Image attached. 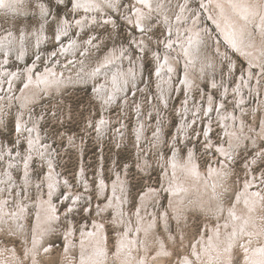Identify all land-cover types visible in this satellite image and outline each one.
Returning a JSON list of instances; mask_svg holds the SVG:
<instances>
[{
	"label": "rangeland",
	"instance_id": "obj_1",
	"mask_svg": "<svg viewBox=\"0 0 264 264\" xmlns=\"http://www.w3.org/2000/svg\"><path fill=\"white\" fill-rule=\"evenodd\" d=\"M188 1L187 17L181 19L180 23L185 28L200 17L197 26L204 32L202 53L209 56L214 52L210 56L214 64H209L203 76L197 78V82L189 88L183 84L184 67L179 63L176 71L173 70L176 72L173 85L169 87L161 83L162 80L157 75L158 66L154 53L165 55L169 40L181 39L182 35L176 27V14ZM134 2L136 0H118V7H108L102 15L98 14L99 23L86 19L81 25L75 22L79 19V13L74 0L71 3L69 0H25V3H20L18 11L11 10L13 7L4 10L0 8V36L5 38L8 34L10 37L9 53L3 50L7 46H0L1 69L7 68L10 73L20 71L23 74L27 67L36 63L38 65L33 70L36 76L39 71L45 72L47 67H56L74 77L72 84H62L59 91L47 92L43 89L35 102L24 107L25 100L19 94H23L32 79L26 73L24 78L18 76L16 80L13 75L9 76V72L1 75L5 82L0 90V108L3 109H0V199L5 194L8 198L11 197L9 205L12 208L30 202L28 208L31 209L27 217L29 225L33 224L32 204L36 203L40 195L49 198L47 177L55 175L56 179L52 200L58 205L57 213L62 217L45 239L47 246L53 248V255L50 259L41 257L43 264H62L61 251L66 250L63 232L70 229L71 222L77 232L75 238L79 239L83 228L89 227L88 230H91L94 222L101 220L100 214L102 220L107 222V253L111 264H115L117 235L119 228L125 227L123 224L118 226L113 223L116 217L114 209L109 207L105 212L102 211L109 199H106V195L102 196L103 187L100 183L105 180L112 184L120 176L125 179V193L122 191L126 201L125 207L122 206L129 223L130 219L134 220V224L138 222L141 197L149 187L162 191L159 198L145 199V202L149 213H156L161 217L155 229L156 238L161 235L167 239L166 243L170 248L173 245L176 258L163 264H176L177 257L192 252L195 241L204 233L207 224L216 222V215L215 210L207 212L204 208L193 207L188 208L186 216H182L184 220H177L176 214L169 211L170 223L165 226L162 222L165 211L171 210V196L167 194V186L164 188V184L174 156L180 160L191 157L197 160V165L202 169L209 170L212 165L227 167L228 173L220 193L226 204L232 202L233 206L238 192L243 191L245 183L253 179H256L253 187H259L258 191L264 194V139L259 142L245 139L233 148L229 158L221 148L215 147L225 143L229 147L230 143L226 142L225 125L218 119L219 114L230 115L234 109L239 116L242 108L246 122L261 129L264 113L259 108L264 103V70L255 67L256 74L249 76L251 73L247 69L250 62L220 33L218 26L208 16L207 9L200 7V0H166L165 7L172 19L165 21L158 13L147 19L150 26L144 28L143 33L127 20L135 15ZM42 3L46 6L43 10L39 7ZM102 16H111L115 22H101ZM64 17L76 25L69 28L67 36L57 40L59 31L65 29ZM42 32L47 33V37H42L41 41L38 39ZM215 37L219 38L226 53L217 49L219 41ZM76 39L79 44L73 47ZM113 47L130 54L138 64V71L136 78L131 77L128 86L125 85L120 94L117 93L115 97L109 94L107 97V91L99 89L105 81L100 78L101 84L98 83L96 87L95 81L89 78ZM23 50L27 52L26 56H22ZM127 67L126 65L125 68ZM242 77L247 79L246 82L243 81L244 84ZM212 80L218 81V85L212 86ZM10 82L13 84L10 85ZM240 86L244 88L241 95L238 90ZM109 97H112L111 100ZM17 125L19 131L16 130ZM32 133L39 142L37 145L43 150L42 153L30 146L28 139ZM69 189L81 194V199L75 200L73 194H69ZM72 204L74 208L71 207ZM169 232L177 238H171L170 241ZM77 239L76 242L80 243ZM5 244L17 246L23 255L24 248L19 237L0 233V247ZM150 246V251L155 256L156 245L151 243ZM78 254L79 251L74 249L73 259L80 258ZM229 254L233 264L244 262L243 249H234ZM25 264L30 263L26 260Z\"/></svg>",
	"mask_w": 264,
	"mask_h": 264
},
{
	"label": "bare ground",
	"instance_id": "obj_2",
	"mask_svg": "<svg viewBox=\"0 0 264 264\" xmlns=\"http://www.w3.org/2000/svg\"><path fill=\"white\" fill-rule=\"evenodd\" d=\"M74 1H75V4L77 2L82 3V4L87 3V0H74ZM200 1L204 5L205 9H207L208 16L211 18V20L215 23L216 26L219 25L218 28L220 29V33H222V35L226 38L229 44L232 46V42L235 41L236 47H233V46L232 47L235 48V50L243 58H245V60L250 62L251 65L247 69V71L251 73V75L249 76H254L256 74L255 73L256 68H259L261 69V71H263L264 70V36L260 34L259 30H256L251 35H249L247 32L241 34L239 31V25L232 23L233 20H238V16L236 15V13L233 12L227 5H225L223 12L221 11L220 8L216 7L217 3H223L224 0H209L208 2H206V0H200ZM6 2L10 4V7H13L11 8V10L18 11L19 9L18 7L20 3L21 2L25 3V0H6ZM113 2H114V6L118 7V3L116 4L118 0H113ZM156 2L157 0H152V10L150 11V10H147L146 7H142L138 3V0H136V2H134V9H135L134 14L135 15L130 16L129 18H127V20H129L130 23L133 24L134 26H137V19H138L137 10L138 9L140 10V13L143 15V19L140 21L139 26H137L139 29L149 27L150 22H147V19H151L152 17H155L158 13L161 14V16L163 17L165 21L166 20L168 21V19H172L167 13V7H165L166 0H165L164 8L161 10L155 9L154 3ZM187 3H189V1L185 2L183 6L181 7L180 12L176 14L177 16L180 17L179 20L176 19V23H177L176 27H177L178 33L182 35L181 39L175 40V41H172V39H170L168 43H171L172 47L168 48V52L165 55H162L160 52L154 53L156 54L155 55L156 59L155 58L154 59L156 60V63L158 66L157 75L160 76L162 80L161 83H163L164 85L166 84L169 87L173 85L172 83L173 76L176 74V72H173V70L176 71V68L178 67L179 63H181L184 67V83L183 84L185 85V87H189V88L194 83L197 82V78H200L201 76H203V74L205 73L204 70L208 68L209 64L212 65L213 63V60L210 59V56L214 55V52L213 53L211 52L209 56L204 54V52L202 53L203 49H201V44L204 41L203 39L204 32L200 28V26H197V23L200 22V17L197 16L198 18L195 19L193 23L187 24V27L185 28H183L182 24L180 23L181 19L187 17V12H186L188 9L186 7ZM96 4H98L99 7L78 8L77 13H79L78 21H80L79 23L80 25H81V22L85 21L86 19L94 23L98 22L99 21L98 17L100 16V15L98 16V14L102 15L104 12L107 11L108 7L104 3V0H96ZM39 5H40L39 7L41 8V10L46 8V6H44L43 3ZM8 8H3V10L8 9ZM102 21L114 23L115 19L112 18L111 16L109 17L102 16L101 22ZM64 22H65L64 24L65 29L60 30L58 33L60 38L65 37V35H63L64 32H66L68 35L69 28L77 24V23L74 24L73 22L71 23L67 17H64ZM170 30H171V27H170ZM207 32L208 30L206 31V34ZM41 34L42 36L40 35L38 40H41L42 37L43 38L47 37V33L42 32ZM5 36H6L5 38L0 36V46L1 45L7 46V47H4L3 50L9 53L10 37L8 34ZM189 39H191L192 41L191 44L188 43ZM216 39H217V42L219 41L217 43V49L226 53V51L223 50L220 44L219 38H216ZM77 40L78 39H76V41ZM212 41L214 43V40ZM18 42H20V38H18ZM137 43H140V42L137 41ZM76 44H79V41L75 42V44L73 43L72 46L75 47ZM140 48L142 47L140 46ZM26 54L27 52L23 50L22 56H26ZM175 56H177L178 58H175ZM164 59L165 61L163 62ZM215 61H217V59H215ZM37 65L36 63H34V65L32 66L30 65L29 67H27L26 71L22 72L23 74H21L20 71L10 73L9 70H6L7 68L6 69L0 68V90L2 89V83L5 82L3 78L1 77L2 73L6 74L7 72H9L10 73L9 76L13 75V77H15V80L17 79L18 76H21L24 78L25 73H26L27 77L31 78L33 81L32 82L30 79L31 83L29 82L30 84L27 87L24 86V88L25 87L26 88L23 90V94L22 92L21 94H19V95H23V98L25 100V103L23 104V106L26 107L28 104H31L38 99L37 97L39 93L42 92L43 89L47 90V92H51L53 90L59 91L62 88L60 87L62 86V84L69 85V84H72V82L74 81L73 76L68 75V73L65 74L64 72L57 69L56 67H47L45 69L46 70L45 72L39 71V73L36 76V73L33 72V70ZM126 65L128 66L127 68H125ZM97 69H99V71H97ZM97 69L93 71V73L90 74L89 79H91V81H95L96 87L98 83L101 84V79H103L105 82L102 86L101 85L99 86V89L102 91L104 90L107 91L108 93L106 94L107 97L109 96V94L113 97L114 95H117V93L120 94L119 92H121V90H124L123 87L127 85V83H129L128 81L130 80L131 77L136 78L137 76L136 71H138V64L136 63V61H133V59L131 58V55L130 54L127 55L123 49L113 47L111 51L103 58L102 63H100L97 66ZM169 69H171L170 74H169L170 72ZM253 73L255 74L253 75ZM68 78H71V79H68ZM135 78H133V80ZM83 79H85V77ZM97 79H99L98 82H96ZM241 80H242V83L243 81L244 82L247 81L245 77L244 78L242 77ZM23 81H26V80H23ZM12 84L13 83H11L10 85ZM212 84H213L212 86H216L218 85V81L212 80ZM241 86L238 89L240 95L243 93V89H244V88H241ZM16 95L18 97V94ZM13 98H16V97H13ZM241 100H243V97L241 98ZM211 104L213 103L211 102ZM211 104H210V107H211ZM10 105H14V104L10 103ZM220 105L221 104H218V106ZM208 110H210V108ZM261 110H263V113H264V103H262V105L259 108V111ZM240 111H241V114H239V116L237 115V112L235 113L234 109H232V111L230 112L231 113L230 115L227 113L222 114V115L219 114V117H218V119H220L222 123L225 125L226 142L229 141L230 143H229V147H227L228 145L227 143L223 144L222 146L217 145L215 147L221 148L223 154L226 153L225 156L226 157L228 156V158L231 155L233 148H235L237 144L243 143L245 139L256 141V142H259V140L264 139V117L262 119L261 129H259V126L256 127V125H252V124L249 125L244 118V115L242 113V108ZM257 118L261 119V117H257ZM18 119L19 118H17V120ZM256 122H258V120ZM238 123H241V124L239 125ZM142 130L143 129H141V131ZM35 139L36 138L32 133V135L28 139L29 144L30 146L34 147L36 151H39L42 153L43 150L40 149V146L37 145V143L39 142L36 141ZM29 155H27V157ZM196 161L194 159H191V157H189L188 159L186 158V159L180 160L177 156H174V159L172 160L171 169H169L165 175L167 182L166 184H164V188L165 186H167L166 188L167 194L171 196V199H170L171 201L170 209L171 210L167 209L165 211L164 215L162 216L163 217L162 222H164L165 226H167L170 223L169 211L176 214L177 220H184L182 216H186V214H188L187 212L188 208L201 207V208H204V210L207 212L215 210L214 213L216 215L215 216L216 222L215 223L210 222L209 224H207L204 233L200 235V238L198 241H195L194 247L192 249V251L195 250L201 253L202 261L200 262V264H217L215 257L218 254L220 255V264H225L229 256L231 257V254L222 252L223 244H220L219 248L210 247L208 237H213L212 245L215 246L219 244V242L221 241H226L228 234L232 232L234 228L239 229L240 227H244L246 232L252 233L250 237V239L252 240L251 246L247 244L248 237L242 238L238 241L240 244H244L246 247H249L248 255L251 256L252 249L258 248L260 247L261 243H264V221H263L264 220V194H262L261 191H258L259 187H257V189L253 187V185H255L254 181L256 179H253L251 182L247 181L245 183V187L243 188V191L238 192L236 196V202L232 206L231 205L232 202L230 204H226L223 201L222 195L220 194L222 191L221 185L223 184L224 179L228 173L227 167L221 168L220 165H217L216 167L212 165L210 166L209 170H207V169L200 168L197 165ZM224 162L227 164L226 160H224ZM9 166L10 165H8V167ZM11 168L9 167V169ZM25 169L27 171L26 165H25ZM171 170L174 172L173 175H172ZM23 171H24V168H23ZM54 178H55V175H49L47 177L49 181V184L47 185L50 190V191L48 190L49 195H50L49 198H47L48 196L46 197L41 196V195L39 196L40 194L39 193L38 194L39 198L37 199L36 203L32 204L33 205L32 207H34L33 208L34 214L32 216L35 218V219L33 218L35 223L33 224L31 223L30 224L31 226L28 223L29 219L27 217L30 214L29 209L31 208H28V206L30 205V202L28 203L25 202L27 204H22L18 208L17 207L12 208L9 205V200L11 197L8 198L6 194L4 196H1L2 198L0 199V233H3V234L9 233L15 237H19L20 240L22 241V247L24 248L23 252H28L29 256L27 259H25L24 255L20 254L17 246L5 244L0 247V264H25L26 260L30 264H43L41 261V257L48 258V259L52 257L53 248L50 245L47 246L48 243L45 239L50 234V231H52L53 229L57 227V223L59 222V219L62 217L60 214L57 213L58 205H56L54 200H52V193H53L52 189L55 187L54 181H56V179ZM29 180H32V179H29ZM100 184L102 185L100 186L103 187L102 196L106 195V199H109V202L104 206L102 211L105 212V209L109 207L114 209L116 217L113 223L118 226H121L123 224V226L125 227V229L119 228V233L117 235L118 240L115 245V247H117V253L115 256V259H116L115 264H163L167 262L168 260H173L174 258H176L174 251L172 249L173 245L170 248V246L166 243L167 239H165L161 235H158L159 237L156 238L157 234H156L155 229L156 227H158L159 225L158 223H160L161 217L156 215V213H153V214L149 213V210L146 208L147 203L145 202V199L159 198L160 195L162 194V191L160 192L158 188L156 187L148 188L147 192L143 195V197H141L142 200H141V207H140L141 208L140 217H139L138 222L134 224V220L130 218L129 219L131 223L128 222V220L126 219L127 213L125 209L123 208V206L125 207L124 202L126 201V197L124 194L125 191L123 190L126 187L125 179L122 178V176H120L118 177L117 180L115 179L112 184L109 182H106L105 180H103ZM49 185H51V187H49ZM37 187H39V185ZM122 190L124 191V193ZM45 193L43 195H45ZM257 193H259V195H256ZM69 194H73V196L75 197V200H78L81 197V194L76 193V192L75 193L71 192L70 189H69ZM110 194H111V197H109ZM71 207L74 208V204H72ZM230 212L234 213L238 219L234 220L230 216ZM221 215L222 217H220ZM100 216H101V220L95 219L96 220L94 222L95 224L91 230H88L89 227L82 229V232L79 235V239L75 238L77 236V232H75V227L73 225L74 223L72 222H71L70 229L68 230L67 228L63 232V236L65 237V242H66V247H65L66 250L61 251L62 252V262H61L62 264H71L72 261H73V264H111L110 256L107 253L108 244H109L108 238H107L108 234H107V229H106L107 222L102 220V214H100ZM130 216L131 215H128V217ZM225 225H227V227H225ZM217 230L219 231L218 240L216 239V236H215ZM169 234H170V237H169L170 241H171V238H177V237H173L172 232L171 233L169 232ZM143 236H145L144 239H143ZM76 239L80 240V243H77ZM33 241H35L36 243L35 248H33ZM151 243H154L156 245V248L154 251L155 256L152 255L150 251ZM45 249H47L48 251L45 252ZM72 249L73 250L76 249L77 251H79L78 256L80 258L73 259ZM205 249H208L207 255H204ZM101 251L103 252V255H98V253ZM164 253H168V255H164ZM190 253L191 252H188V253H185L182 257H177L178 261L176 264H182L185 257L192 259V257L190 256ZM231 260H232V257H231ZM242 264H245V260Z\"/></svg>",
	"mask_w": 264,
	"mask_h": 264
},
{
	"label": "snow or ice",
	"instance_id": "obj_3",
	"mask_svg": "<svg viewBox=\"0 0 264 264\" xmlns=\"http://www.w3.org/2000/svg\"><path fill=\"white\" fill-rule=\"evenodd\" d=\"M72 0H69V3H71ZM104 3L107 7L112 8L114 6L113 0H104ZM138 3L142 7L148 8L150 11L152 10V0H138ZM165 0H157L155 8L156 10H161L164 8ZM225 5H227L233 12L236 13L238 16V20H233V24L239 25V31L241 34L247 32L249 35H251L256 30H259L260 34L264 36V0H224L223 3H217L216 7L220 8L221 11H224ZM10 7V4L6 2V0H0V8H8ZM75 7L77 8H91V7H99L98 4H96V0H87L86 4H82L77 2L75 4ZM201 8L204 7L203 4L200 5ZM138 13V19H137V26H139L140 21L143 19V15L140 13V10H137ZM177 20L180 19L179 16L176 17ZM242 21V23H241ZM77 24L80 23V21H76ZM107 23V21H106ZM219 27V25H218ZM141 32H145L144 28L140 29ZM63 35H67L66 32L63 33ZM56 39L59 40L60 36L57 35ZM191 39L188 40V43L191 44ZM89 43H91V40H89ZM232 46L236 47L235 41L232 42ZM166 47L171 48L172 44L168 43ZM55 55V53H53ZM99 71V69H97ZM171 71V69H169ZM115 79V78H114ZM109 100H111V97H109ZM108 101H105L107 103ZM103 123V121H101ZM17 131H19V126L17 125ZM207 135V133H205ZM226 155V153H225ZM51 187V185H49ZM256 195H259L257 193ZM230 216L235 220L238 219L234 213L230 212ZM102 227V225H101ZM227 227V225H225ZM252 233L246 232L244 227H240L239 229L234 228L232 232H230L227 236L226 241H221L219 244L213 246L212 240L213 237H208L209 240V246L210 247H216L219 248L220 244H223V253H232L234 249H243L244 260L245 264H264V243H261L260 247L252 249V255L249 256V247H246L244 244H240L238 241L242 238L248 237L247 244L251 246L252 240L250 239ZM216 239H219V231L217 230ZM36 247L35 241H33V248ZM123 247V245H122ZM48 250L45 249V252ZM208 254V249H205L204 255ZM25 259L28 258L29 253L24 252L23 253ZM98 255H103V252H99ZM164 255H168V253H164ZM190 256L192 259H189L188 257H185L182 264H200L202 261L201 253L198 251H192L190 253ZM215 260L217 261V264H220V255L218 254L215 257ZM225 264H233L231 257L229 256L228 260L225 262ZM238 264V262H236Z\"/></svg>",
	"mask_w": 264,
	"mask_h": 264
}]
</instances>
